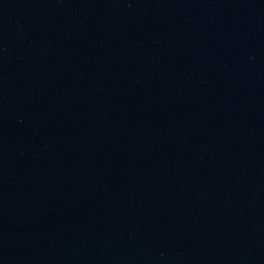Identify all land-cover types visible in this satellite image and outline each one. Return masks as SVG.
I'll return each mask as SVG.
<instances>
[{
	"label": "water",
	"instance_id": "water-1",
	"mask_svg": "<svg viewBox=\"0 0 264 264\" xmlns=\"http://www.w3.org/2000/svg\"><path fill=\"white\" fill-rule=\"evenodd\" d=\"M0 264H264V0H0Z\"/></svg>",
	"mask_w": 264,
	"mask_h": 264
}]
</instances>
